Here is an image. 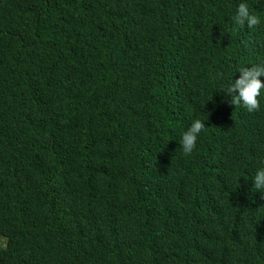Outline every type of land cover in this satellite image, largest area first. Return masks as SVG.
<instances>
[{"label":"trees","instance_id":"16d2710c","mask_svg":"<svg viewBox=\"0 0 264 264\" xmlns=\"http://www.w3.org/2000/svg\"><path fill=\"white\" fill-rule=\"evenodd\" d=\"M238 2L0 0V264H264V105L216 92L264 60Z\"/></svg>","mask_w":264,"mask_h":264},{"label":"clouds","instance_id":"9594fccd","mask_svg":"<svg viewBox=\"0 0 264 264\" xmlns=\"http://www.w3.org/2000/svg\"><path fill=\"white\" fill-rule=\"evenodd\" d=\"M234 26L254 29L264 24V17L257 14L247 0H239L235 13L231 17ZM238 78L232 76L217 87L222 95L221 104L235 106L249 113L259 111L264 105V60L249 66H240L235 70ZM208 116V115H207ZM206 129V121L201 117L191 120L189 126L181 132L178 141L179 150L185 156H191L197 149V143ZM253 191L264 194V161L251 177Z\"/></svg>","mask_w":264,"mask_h":264}]
</instances>
